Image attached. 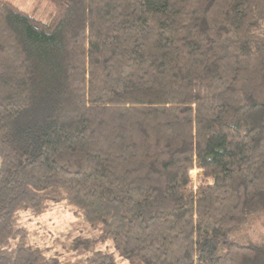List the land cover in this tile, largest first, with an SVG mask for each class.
Wrapping results in <instances>:
<instances>
[{"label":"trees","instance_id":"1","mask_svg":"<svg viewBox=\"0 0 264 264\" xmlns=\"http://www.w3.org/2000/svg\"><path fill=\"white\" fill-rule=\"evenodd\" d=\"M49 1L0 0V264H264L230 236L264 214V0ZM61 202L92 234L49 254L21 219Z\"/></svg>","mask_w":264,"mask_h":264},{"label":"rangeland","instance_id":"2","mask_svg":"<svg viewBox=\"0 0 264 264\" xmlns=\"http://www.w3.org/2000/svg\"><path fill=\"white\" fill-rule=\"evenodd\" d=\"M6 1L43 22H48L54 12V6L49 0ZM200 173L198 169L191 172L194 181ZM21 221L27 230V242L43 248H51L49 254H54L56 251L63 252V246L69 245L77 236L92 234V230L85 227V224L73 215L65 202L53 205L48 212L38 217L23 214ZM230 236L240 242H252L264 246V214L251 217L242 226L232 229ZM108 246L110 243L103 248H109ZM119 264L128 263L119 260Z\"/></svg>","mask_w":264,"mask_h":264}]
</instances>
